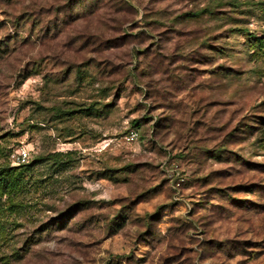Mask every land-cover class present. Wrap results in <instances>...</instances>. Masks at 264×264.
<instances>
[{
  "label": "rangeland",
  "instance_id": "1",
  "mask_svg": "<svg viewBox=\"0 0 264 264\" xmlns=\"http://www.w3.org/2000/svg\"><path fill=\"white\" fill-rule=\"evenodd\" d=\"M259 2L0 0V264H264Z\"/></svg>",
  "mask_w": 264,
  "mask_h": 264
},
{
  "label": "trees",
  "instance_id": "2",
  "mask_svg": "<svg viewBox=\"0 0 264 264\" xmlns=\"http://www.w3.org/2000/svg\"><path fill=\"white\" fill-rule=\"evenodd\" d=\"M258 9L260 11V13L264 16V0H260V2L257 4ZM220 12H212V10L210 9V7L208 8H203L202 10L199 11H190L189 13H185L182 14V16L180 15V17H194V18H200L204 15H212V16H217L219 15ZM254 40L250 41V47L252 50V55L253 57H256L257 59H264V37L263 38H253ZM58 157V156H57ZM31 160V159H30ZM28 161L25 164H22L19 166V168H10V169H4V170H0V185L2 182L6 181L5 186L3 185L2 187H0V201L1 198L5 195V191L10 188H12V190L14 189L15 186H19L20 183H22L24 181V177L27 173H29L30 175L33 173V169L36 166V160H32V161ZM19 170V173L14 172ZM15 176V178H13ZM14 179L15 183L14 184H10L11 182L8 181V179Z\"/></svg>",
  "mask_w": 264,
  "mask_h": 264
},
{
  "label": "built area",
  "instance_id": "3",
  "mask_svg": "<svg viewBox=\"0 0 264 264\" xmlns=\"http://www.w3.org/2000/svg\"><path fill=\"white\" fill-rule=\"evenodd\" d=\"M134 136H137V134H134ZM15 157L18 164H25L30 160V152L23 148L17 152Z\"/></svg>",
  "mask_w": 264,
  "mask_h": 264
}]
</instances>
